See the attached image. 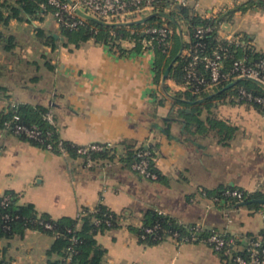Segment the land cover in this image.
<instances>
[{"label": "crops", "instance_id": "1", "mask_svg": "<svg viewBox=\"0 0 264 264\" xmlns=\"http://www.w3.org/2000/svg\"><path fill=\"white\" fill-rule=\"evenodd\" d=\"M245 1L188 0V5L200 15ZM221 27L222 35H246L254 51L264 54L263 10L236 11ZM0 29L12 38L9 49L0 44V109L8 102L49 106L63 140L109 147L108 157L87 163L0 130V194L12 190L20 204L30 203L53 219L75 217L81 207L99 201L121 214L119 227L95 235L105 250L103 264H229L204 242L140 243L134 230L148 210L241 238L263 230L261 211L227 209L203 195L219 186L264 193V116L253 106L217 103L201 111L198 124L176 114L171 97L180 88L163 74L156 81L153 51L128 50V41L64 44L49 13L11 19ZM48 35L53 44L45 43ZM208 116L234 128L232 136L220 141ZM127 143L155 148L161 179L147 180L126 165ZM52 241L46 233L26 230L2 240L0 248L10 264H47Z\"/></svg>", "mask_w": 264, "mask_h": 264}, {"label": "trees", "instance_id": "2", "mask_svg": "<svg viewBox=\"0 0 264 264\" xmlns=\"http://www.w3.org/2000/svg\"><path fill=\"white\" fill-rule=\"evenodd\" d=\"M46 0H15L14 3L0 0V26L6 27L11 19H22L28 16L29 19H42V17L50 12V7L41 8L40 3ZM259 9L264 11V0H246L245 2L235 4L232 8H228L219 13L215 18L205 19L197 14L191 6H175L171 5L169 0H160L156 4L155 15L148 18L144 23H127V24H107L93 18H87L82 26L71 29L60 26V35L64 44L71 43L79 46L86 42L96 44H106L110 46H119L121 41L131 39L134 46L128 50L138 51L141 48L142 36L140 33L131 34V29H139L145 25H160L165 23L174 31L171 35V44L166 52L161 47H154L155 61L154 69L156 81L163 74L166 67L174 60L169 70L168 78L176 85L182 86L185 82V73L190 57L184 54L177 56L181 47L183 49L190 48L196 43L202 46L192 47L201 53L210 52L216 48L218 44H223L228 48V54L223 59L225 67L229 68L233 58L246 56L248 61L257 59L262 53L254 51L249 43V38L242 35L240 41L243 45H235L228 43L227 40L219 37L220 23L228 22L236 11L245 12L247 10ZM154 13V12H153ZM165 15V16H163ZM177 23L186 27L185 35L189 40H182ZM183 24V25H182ZM201 25L211 26V30L203 34L201 38H196L193 33L196 27ZM40 35L43 32L40 30ZM45 43L53 44L56 40L52 35L44 36ZM11 36H8L0 29V44L7 50L11 47ZM198 44V45H199ZM123 51L124 49L121 48ZM231 54L232 58L229 56ZM201 64H197V70H200ZM195 86V84L193 83ZM228 84H219L213 92L193 93V86L185 84V89H179L172 93V106L177 107L176 114L186 120H195L198 124H203L199 119V115L203 109L209 110L217 103L235 104L232 96L236 89L242 86L253 92L255 95L264 98V84L256 80L241 79L226 88ZM0 90H3V88ZM253 106L264 116V106L253 103ZM52 111L49 106L31 105L28 103L8 102L6 106L0 109V130H5L9 134H13L21 140H25L30 144L39 148L49 150L56 154H62L60 148L65 150L66 156L81 157L76 150L78 145L63 140L59 136L56 127L45 119V114ZM209 128L214 130L219 140L229 139L234 132V128L228 126L223 121L212 116L206 118ZM22 125L27 128L36 127L38 134L35 137H28L24 133H14V128ZM225 144V143H224ZM51 145V148H47ZM125 152L122 160L130 168L131 165L139 160L137 154L147 151L145 157L148 161V167L156 174V179H161L159 172L155 168V148L144 144L135 146L125 144ZM109 147H104L99 151L90 153L92 160L98 157H108ZM131 169V168H130ZM137 174V173H136ZM139 175V174H138ZM236 190L240 192L241 198L226 194ZM203 195L208 199L218 198L214 205H220L227 209H235L242 206V202H248L246 207L261 211L264 215V204L254 202L256 199H264V193L260 191H247L235 186H219L212 190H203ZM19 195L12 191L6 190L0 194V242L9 240L14 236L22 237L26 230H33L46 233L53 237V241L46 249L47 264H103L102 257L104 248H102L95 240L97 233L105 230L117 228L120 225L121 214H117L99 201L93 207L83 206L75 217H60L53 219L47 213H38L32 204H20ZM222 201V202H220ZM192 223H183L166 213H160L158 210H148L142 221V224L135 228L138 240L146 245H155L169 238L175 239L178 243H196L204 242L209 236L211 228L206 227L196 233L197 240L191 241ZM214 231L220 232L226 240H233L228 245L231 248L232 255H240L245 258L248 256L246 251L247 243L256 240L258 237L264 238V228L258 235H247L245 238L231 235L227 232L212 228ZM149 230V231H147ZM176 234V236H174ZM216 252V251H215ZM220 258L229 264H237L229 257L221 252H216ZM0 264H10L9 259L5 256V248H0Z\"/></svg>", "mask_w": 264, "mask_h": 264}, {"label": "built area", "instance_id": "3", "mask_svg": "<svg viewBox=\"0 0 264 264\" xmlns=\"http://www.w3.org/2000/svg\"><path fill=\"white\" fill-rule=\"evenodd\" d=\"M159 1L160 0H70V2H68L67 0H46L45 3H40V7H50L49 14L53 17L58 27L64 26L75 29L84 24L87 19L86 16H91L108 24H127L155 12L156 4ZM169 2L171 5L175 6H186L188 4V0H169ZM218 13V11H211L207 14H200V16L205 19H210L215 18ZM221 25L222 23H220L218 32L220 38L227 40L228 43L240 46L243 45L240 41L242 34L222 35ZM211 29L209 25L198 26L193 36L201 38L203 34L209 32ZM130 33H140L142 36H145L141 39V47L143 50L154 51V47L157 46L161 47L163 52H166L170 47L173 31L165 23H162L160 25H145L139 29H131ZM183 37L189 40L185 33ZM124 41L130 42L132 46H134V42L131 41V39ZM198 44L196 43L194 46H202ZM194 46L182 49L181 51V54L191 58L186 67L185 84L193 86V93H198L200 91L213 92L221 83L229 84L241 79L256 80L264 84V54L253 61H248L246 56L233 58L230 67L226 68L223 59L228 54L227 46L222 43L218 44V46L210 52H203L202 48L200 54L192 48ZM229 56L232 58L231 54ZM198 63L201 64L200 70L196 68ZM185 84L179 86V88L185 89ZM232 98L236 102L235 104L250 105L257 103L264 106V98L262 96L255 95L252 91L242 86L236 89ZM45 119L59 131L53 111H48L45 114ZM14 133H24L28 137H35L38 131L35 126L27 128L22 125H17L14 128ZM47 148H51V145H47ZM103 148L104 146L100 144H88L78 146L76 152L79 156L84 158L87 163H91L92 159L90 153L99 151ZM60 151L62 153L61 155H66L63 148H60ZM147 155V151L139 152L137 154L139 160L135 161L130 168L147 180H155L156 174L149 169L148 161L145 158ZM226 194L241 198L240 192L236 190L226 192ZM216 201H218V198L211 199L212 204ZM158 212L161 213L162 211ZM204 228H206V226L195 222L190 228L191 237L189 239L191 241L197 240L196 233ZM174 236H176V234H174ZM232 241L233 240H226L220 232L214 231L212 228L209 236L205 239V243L214 251L221 252L237 264H264V238L258 237L256 240L247 243V258L240 255H232L231 250L232 247L235 246L232 245L231 248L228 247Z\"/></svg>", "mask_w": 264, "mask_h": 264}, {"label": "water", "instance_id": "4", "mask_svg": "<svg viewBox=\"0 0 264 264\" xmlns=\"http://www.w3.org/2000/svg\"><path fill=\"white\" fill-rule=\"evenodd\" d=\"M68 2H70V0H67ZM155 14H157V13H150V14H148V15H146V16H144L142 19H139V20H136V21H132V22H129V23H144L148 18H150L151 16H153V15H155ZM163 16H165V15H163ZM87 18H93V17H91V16H86ZM93 19H96V18H93ZM96 20H98V19H96ZM99 21H101V20H99ZM101 22H103V21H101ZM105 23V22H104ZM108 24V23H107ZM177 26H178V31H179V34H180V36H181V38H182V40L184 41V37H183V34L185 33L184 31H182V27L177 23ZM182 49H183V47H181L180 48V50H179V52H178V54H177V56H179L180 54H181V51H182ZM174 62V60L166 67V69L164 70V73H163V79L165 80L166 78H167V76H168V73H169V70H170V68H171V65H172V63ZM234 83H229L227 86H226V88H229V87H231L232 85H233ZM254 202H257V203H261V204H264V199H256V200H253ZM248 202H242L241 203V205H246Z\"/></svg>", "mask_w": 264, "mask_h": 264}, {"label": "rangeland", "instance_id": "5", "mask_svg": "<svg viewBox=\"0 0 264 264\" xmlns=\"http://www.w3.org/2000/svg\"><path fill=\"white\" fill-rule=\"evenodd\" d=\"M183 25V24H182ZM172 29V28H171ZM179 29V28H178ZM178 29H176L177 31H178ZM182 29L184 30V31H186V27L185 26H183L182 27ZM172 31H174L173 29H172Z\"/></svg>", "mask_w": 264, "mask_h": 264}]
</instances>
